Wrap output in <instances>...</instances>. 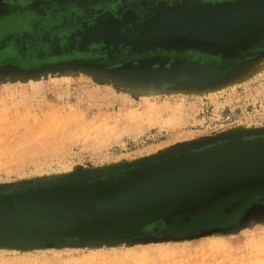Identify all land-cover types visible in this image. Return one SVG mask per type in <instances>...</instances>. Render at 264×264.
<instances>
[{"label": "rangeland", "instance_id": "rangeland-1", "mask_svg": "<svg viewBox=\"0 0 264 264\" xmlns=\"http://www.w3.org/2000/svg\"><path fill=\"white\" fill-rule=\"evenodd\" d=\"M251 1L0 0V264H264L263 200L187 229L118 202L162 166L264 150V26L218 45L158 24Z\"/></svg>", "mask_w": 264, "mask_h": 264}, {"label": "crops", "instance_id": "crops-1", "mask_svg": "<svg viewBox=\"0 0 264 264\" xmlns=\"http://www.w3.org/2000/svg\"><path fill=\"white\" fill-rule=\"evenodd\" d=\"M249 149L250 146L225 148L217 152L223 154L222 161L213 154L203 156L206 160L198 158L196 161L178 162L148 173V176L177 173L180 177L178 186L166 193L161 203L143 211L150 216L159 211H163V214L174 212L170 217L171 222L180 219L178 222L182 223L184 229L197 226L206 218L232 215L237 218V213L230 207L232 204L251 199L264 201V172L255 167L253 169L248 161L233 160L235 154L243 157ZM190 178H194V181L190 182ZM221 201L226 206L216 207L215 204ZM163 216L167 218L166 214Z\"/></svg>", "mask_w": 264, "mask_h": 264}, {"label": "water", "instance_id": "water-1", "mask_svg": "<svg viewBox=\"0 0 264 264\" xmlns=\"http://www.w3.org/2000/svg\"><path fill=\"white\" fill-rule=\"evenodd\" d=\"M189 17H195L200 21H192ZM158 24L161 27L168 26L169 30L184 37L221 45L238 40L244 33L255 32L264 26V0L202 10L177 9L163 15ZM168 29L164 31L168 32ZM244 153L243 157L235 154L233 160L248 161L253 165V169L264 172V150H249ZM219 160L222 161L224 158ZM179 177L177 173L148 176L140 180L142 182L131 185L128 193L123 194L118 202L123 208L127 207L135 212L147 210L148 207L161 203L166 198L165 194L178 186ZM189 181L193 182L194 178H190ZM126 204L130 205L125 206Z\"/></svg>", "mask_w": 264, "mask_h": 264}, {"label": "bare ground", "instance_id": "bare-ground-1", "mask_svg": "<svg viewBox=\"0 0 264 264\" xmlns=\"http://www.w3.org/2000/svg\"><path fill=\"white\" fill-rule=\"evenodd\" d=\"M189 18H191V20L192 21H200V20H197V18H195V17H189ZM182 19H183V21H184V18L182 17ZM26 139V138H25ZM35 142V141H34ZM17 144H18V142H17ZM19 144H20V142H19ZM15 146H17V145H15ZM20 146V145H19ZM14 147V146H13ZM21 147V146H20ZM24 148V147H23ZM10 150V149H9ZM23 150V149H22ZM24 153V152H23ZM148 247H143V249H140V250H138L137 252H139V253H141V254H139V256L140 257H146V259H147V254H149V252H147V254H146V252H144V251H147V250H145V249H147ZM179 247H177V248H174V249H178ZM168 248L167 247H164L163 245H155V247H154V250L153 251H151V252H153V253H164L165 255H167V254H169V253H173L172 251L170 252V251H168L167 250ZM174 249H171V250H174ZM144 250V251H143ZM170 250V249H169ZM176 251H181V250H176ZM169 252V253H168ZM102 252L101 251H98L97 253H95L94 254V257H91L90 259H87L86 261H97V260H101L103 257H102V254H101ZM178 253V252H177ZM55 254H60V253H55ZM93 256V255H92ZM149 256H150V254H149ZM109 257H111V256H109ZM118 257H121V256H118ZM179 257V256H178ZM108 258V257H107ZM117 258V257H116ZM115 258V259H116ZM123 258V257H122ZM175 258V257H174ZM119 259V258H118ZM169 259V258H168ZM172 259V258H171ZM144 260H145V258H144ZM166 260V259H165ZM85 261V260H84ZM133 262V261H132ZM127 263V262H126ZM131 264V263H130Z\"/></svg>", "mask_w": 264, "mask_h": 264}, {"label": "flooded vegetation", "instance_id": "flooded-vegetation-1", "mask_svg": "<svg viewBox=\"0 0 264 264\" xmlns=\"http://www.w3.org/2000/svg\"><path fill=\"white\" fill-rule=\"evenodd\" d=\"M145 26V25H144ZM150 28V27H149ZM148 35H150L148 32H147ZM144 36V35H143Z\"/></svg>", "mask_w": 264, "mask_h": 264}]
</instances>
